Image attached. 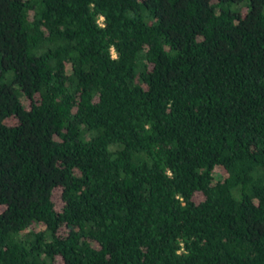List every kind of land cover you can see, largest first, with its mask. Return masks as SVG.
<instances>
[{"label": "trees", "instance_id": "trees-1", "mask_svg": "<svg viewBox=\"0 0 264 264\" xmlns=\"http://www.w3.org/2000/svg\"><path fill=\"white\" fill-rule=\"evenodd\" d=\"M0 206V264H264V0H0Z\"/></svg>", "mask_w": 264, "mask_h": 264}, {"label": "rangeland", "instance_id": "rangeland-1", "mask_svg": "<svg viewBox=\"0 0 264 264\" xmlns=\"http://www.w3.org/2000/svg\"><path fill=\"white\" fill-rule=\"evenodd\" d=\"M59 193H60V190H56L55 191V195H54V199L57 201V203H59L60 201H59V197H58V195H59ZM197 198H199L200 196H196ZM2 209V207L0 206V210Z\"/></svg>", "mask_w": 264, "mask_h": 264}]
</instances>
